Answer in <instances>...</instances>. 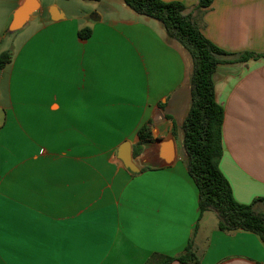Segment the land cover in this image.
Wrapping results in <instances>:
<instances>
[{
    "label": "crops",
    "instance_id": "0c3cea01",
    "mask_svg": "<svg viewBox=\"0 0 264 264\" xmlns=\"http://www.w3.org/2000/svg\"><path fill=\"white\" fill-rule=\"evenodd\" d=\"M36 1L8 34L24 0H0V54H12L0 69V264H160L192 236L199 264H264L257 236L220 232L210 212L199 219L184 165L185 48L123 0ZM162 1L192 13L199 0ZM194 16L218 48L264 52V0H213ZM212 79L224 111L219 169L237 203L260 198L264 213V59L219 65ZM143 126L151 142L172 141L171 166L124 168L118 150L128 143L138 164Z\"/></svg>",
    "mask_w": 264,
    "mask_h": 264
},
{
    "label": "trees",
    "instance_id": "16d2710c",
    "mask_svg": "<svg viewBox=\"0 0 264 264\" xmlns=\"http://www.w3.org/2000/svg\"><path fill=\"white\" fill-rule=\"evenodd\" d=\"M123 1L136 14L160 22L167 36L180 43L192 59L193 71L190 78L192 103L182 131L184 165L198 190L199 219L205 213H213L220 232L227 234L237 231L248 232L257 236L264 245V213L255 209V205L262 199H255L248 205L237 203L227 180L219 169L222 156L224 111L216 101L212 79L219 65L264 59V52H245L234 55L218 48L203 36L194 13L202 15L213 0H199L192 13H188V8L178 1ZM89 35L88 29L78 32L81 39H86ZM11 60L10 52L1 53L0 69L8 65ZM137 138L138 144L135 146L133 157L140 155L144 143L151 142L148 126H143L138 131ZM147 169L150 168L144 167L142 171ZM173 262L199 264L193 236L179 255L164 258L160 264Z\"/></svg>",
    "mask_w": 264,
    "mask_h": 264
},
{
    "label": "water",
    "instance_id": "95a60500",
    "mask_svg": "<svg viewBox=\"0 0 264 264\" xmlns=\"http://www.w3.org/2000/svg\"><path fill=\"white\" fill-rule=\"evenodd\" d=\"M39 3L36 0H24V2L15 11L12 21L8 26V34H14L20 31L28 22L30 16L39 10ZM54 12V9H53ZM52 20H55L50 13ZM3 123V112L0 111V126ZM118 159L122 162L125 169L131 173H138L139 167L162 168L169 167L174 163L175 151L172 141L157 140L144 145L142 157L137 164L131 156V149L128 143L120 146L118 150Z\"/></svg>",
    "mask_w": 264,
    "mask_h": 264
},
{
    "label": "rangeland",
    "instance_id": "374dc122",
    "mask_svg": "<svg viewBox=\"0 0 264 264\" xmlns=\"http://www.w3.org/2000/svg\"><path fill=\"white\" fill-rule=\"evenodd\" d=\"M211 218H213V220H216V217H214L215 215L213 213H210Z\"/></svg>",
    "mask_w": 264,
    "mask_h": 264
}]
</instances>
